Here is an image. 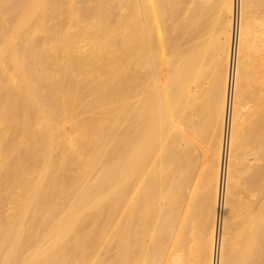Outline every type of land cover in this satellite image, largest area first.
<instances>
[{"label":"bare ground","instance_id":"bare-ground-1","mask_svg":"<svg viewBox=\"0 0 264 264\" xmlns=\"http://www.w3.org/2000/svg\"><path fill=\"white\" fill-rule=\"evenodd\" d=\"M158 1L0 0V264H264V0Z\"/></svg>","mask_w":264,"mask_h":264},{"label":"rangeland","instance_id":"rangeland-1","mask_svg":"<svg viewBox=\"0 0 264 264\" xmlns=\"http://www.w3.org/2000/svg\"><path fill=\"white\" fill-rule=\"evenodd\" d=\"M168 1H170V2L168 3ZM168 1H166V0H163V1L159 0V1H158V2H160L159 5H158V9H159V7H160V10H161V9H164V10H162V11L159 10V11H160V12H159V16L161 15L162 17H159V16H158V19H159V21H163V25H164V26H163L162 24H160V22H158V23H159V27H160V28H158V31L161 30V31H159V34L161 33V35H165V34H166V36H161V35H160V36H161L160 41L163 39V40H162V42H163V41L166 39L164 42L167 43V44H169V42L172 41L169 45L166 44V46H164V45H165L164 42L161 43V42L159 41V43L161 44V47H160V48L163 47V48L161 49V51L164 50V48H167V49H165L164 51H162L163 53H167V52L170 53V52H173V50H172V48H174L173 45H174V44L176 45V43H177V39H176L175 37H176V36L178 37V32H177L176 29H174V28H176V27H175L176 25H174V24H176V20H175L176 18L173 20V18L175 17V14H174V13H176L175 11H177L178 6H177L175 3H173V2H174L173 0H168ZM171 1H172V5H171ZM166 2L168 3V5H167ZM174 4H175V6H174ZM166 6H168V8H167ZM171 6H172V8H171ZM176 6H177V7H176ZM161 7H162V8H161ZM174 7H175V8H174ZM215 7L217 8V6H216V5L214 6V9H213V12H212L213 14H211L212 17H213V15H214V13H217V12H215V9H216ZM166 8H167V9H166ZM173 8L176 9V10H174ZM116 9H117V8H116ZM165 9L167 10L168 14H167V12L165 11ZM211 9H212V8H211ZM168 10L170 11V15H169V11H168ZM181 10H184V8L182 7V8L180 9V11H181ZM216 11H218V9H217ZM162 12H163V15H162ZM165 12H166V13H165ZM172 12H174V13H172ZM182 12H183V11H182ZM184 12H185V10H184ZM184 12H183V13H184ZM171 14H172V16H171ZM173 14H174V16H173ZM166 15H167V16H166ZM168 15L171 16V18L168 17ZM164 16H165L166 20H165V18H163ZM216 17H217V14L214 15L213 18H216ZM160 18H162V20H161ZM169 18H170L171 21L169 20ZM213 18L211 19V17H210V19H211V21H209V22H210V25L208 24V26H206V27H208V28H212V30L214 29V28H213V27H214V22H213V21L215 20V19L213 20ZM163 19H164V20H163ZM167 20H168V21H167ZM209 22H208V23H209ZM171 23H174V24H173L174 26H173ZM211 23H213V24H211ZM166 24H167V25H166ZM169 24L172 25V26H170ZM206 24H207V23H206ZM161 25L163 26V28H162ZM165 25H166V26H165ZM211 25H212V26H211ZM167 26H169V29H170V28H171V29H170V30L167 29V28H168ZM164 28H166V30H164L165 34H164V32H163V29H164ZM172 28H173V29H172ZM171 30H175V31H172V32H171ZM168 31H169L170 33H169ZM206 31H207L208 33H207ZM209 31H210L209 29H208V30H207V29H204V33H205V34H203V35H204V40H205V42L207 41V39H210V38H211L210 36H211L212 31H210V32H209ZM173 32H174L175 34H173ZM162 33H163V34H162ZM176 33H177V35H176ZM171 34H172V35H171ZM206 34H207V35H206ZM174 35H175V37H174ZM255 35H256V36H259V38L256 37V36H254L255 39L258 38V39H257L258 42H257V40H255V41H256L257 44H258V45H257V44H256V45L259 46L260 32L257 31V32L255 33ZM169 36H170V37H169ZM163 37H166V38L164 39ZM168 37H169V38H168ZM172 37H173V39H172ZM206 37H207V38H206ZM209 37H210V38H209ZM167 38L169 39L168 41H167ZM170 38H171V39H170ZM175 39H176V40H175ZM174 40H175L176 42H174ZM166 41H167V42H166ZM208 41H209V40H208ZM208 41H207L206 43H208ZM255 41H254V43H255ZM162 44H163V46H162ZM168 47H169V49H170V52H169ZM254 48H255V45H254L253 49H254ZM258 48L260 49V46H259ZM194 49H195V48H194ZM166 50H167V51H166ZM254 50H255V49H254ZM257 50H258V49H256V50L254 51V55L256 54V52L259 53V51H257ZM165 51H166V52H165ZM260 51H261V49H260ZM194 52H196V50H194ZM207 57H208V55H207ZM207 57H206V59H208ZM206 59H204V60H205L204 62H206V63H204V64L208 66V64L210 63V60L208 59V62H209V63H208ZM207 63H208V64H207ZM207 66H205V67H206V69L209 71V73H206V72H205L206 69H204L205 67L203 66V68H202V69H203V70H202V71H203L202 74H203V75L206 74V76H205L206 78L209 76V77L207 78L208 81L205 80L206 78L204 79V81L207 82V83H206V84H207V88H210V87L212 86V84H213V82L211 81V80H212V79H211V78H212V70L209 69V66H208V67H207ZM204 72H205V73H204ZM207 75H208V76H207ZM209 79H210V80H209ZM209 82L211 83V85H210ZM208 86H210V87H208ZM210 91L212 92V88H211V89H208V92H210ZM194 93H197V90H196V89L194 90ZM211 94H212V93H211ZM211 94H210V93L207 94V96L209 97V98L207 97V100H209V99L211 100ZM209 95H210V96H209ZM250 96H251V95H250ZM251 97H253V96H251ZM247 98H249V95L246 97L245 100H249V99H247ZM255 98H256V97H254V99H255ZM254 99L252 98V100H254ZM250 100H251V99H250ZM255 100H256V99H255ZM219 116H220V115H218L217 117H219ZM207 118H208V117H206V118L203 120L205 124H207V120H206ZM208 121H209V118H208ZM220 121H221V118H220ZM220 121H219V118H218V119L216 120L215 124H214L215 126H214L213 128H214L215 130L211 133V134H213V133H214V134H213L212 136H211V134H209V137L211 136L210 138H212L213 143L215 142V143H217V144H218V142H219L218 140L220 139V138H219V136H220L219 134H220V131H221V127H220V126H221V123H219ZM217 122H218V124H217ZM240 122H241L242 124H240L238 135H239V137H240L241 135H242V136L239 138V139H240V142H239V143H241V140L244 138L243 136H245V138H246V135L249 134V137L247 136L248 139L246 138L245 140H243L242 145L240 144L241 147H245V146H246V147H245V148H240V147H239L240 149H238V151H237V158H236V161H237V163H238V164H237L238 167H240V168L243 167L242 169L245 171L246 174L243 173L244 176L242 175L241 178H239V180H238V178H236V179H237V181H240V180H241V181H242V180L245 181V182L242 181V188L244 189V191H242V193H241L242 196H243V198H244V200H249V201H252V202L254 201V202H255V200H256V199H255V198H256V191L254 192V190H256V187H255V186H256V180H255V179H256V175H255V174H256V170H255V169H256V167H255V166H256V165H255V164H256V155H255V156H251V157H252V158H251V157H249L250 155H248V154H249L250 152H251V153L256 152V150H255L256 147L253 148L254 146H256V143H255V142H256V134L254 133V135H253L254 137H251L250 133H248V132H249V129L247 130V128H246L247 126H246L245 124H243L244 122H243L242 120H240ZM219 125H220V126H219ZM218 127H219V128H218ZM244 127H245V129H244ZM213 128H212V130H213ZM242 128H243V130H242ZM212 130H211V131H212ZM217 130H218V131H217ZM245 130H246V131H245ZM240 132H241V133H240ZM244 132H245V133L247 132L248 134L246 133V135H244ZM216 133H217V134H216ZM218 133H219V134H218ZM215 135H216L217 138H218V139H217V142H216V139H213V138L216 137ZM205 137H206V136H205ZM250 138L252 139L251 141L249 140ZM254 138H255V139H254ZM205 139H206V138H205ZM207 139H209L208 136H207ZM198 140H199V141H198ZM253 140H254V141H253ZM196 141H197V142H196ZM196 141L194 142V147L197 146V147H195V149H196V151H197V158H198V159H197V160H198V171H199L200 174H201V173L204 174V175H201V176H203V177H200V178H201V179L204 178L206 181L211 182L212 184H214V181H215V178H214V174H215L214 169L217 168V162H215V159H214V157L216 156V155H215V152L213 151V150H214V149H213L214 145L212 144V146H213L212 149H213V150L210 151V153H209V157L206 158V153H205V151H204V150H205V149H204V144H203V146H202V142H200V138L196 139ZM245 141H248V142H251V143H248V142H245ZM198 142H199V143H198ZM200 143H201V144H200ZM205 143H206V141H205ZM215 143H214V144H215ZM254 143H255V145H254ZM244 144H245V146H243ZM249 144H253V147H252L251 145H249ZM200 146H201V147H200ZM202 147H203V148H202ZM248 147H250V148H248ZM214 148H216V144H215V147H214ZM252 148H253V149H252ZM202 149H203V150H202ZM200 150H201V151H200ZM245 150H246V152H245ZM247 150L250 151V152H247ZM253 150H254V151H253ZM199 151H200V152H199ZM241 151H242V152H241ZM238 152H239V153H238ZM240 153H241V154H240ZM242 153H243V154H242ZM247 153H248V154H247ZM199 155H200V156H199ZM204 155H205V157H204ZM212 155H213V156H212ZM241 155L244 156L245 158H248V159H245V158H244L245 160H247V162H246V161H245V162H246L247 166H248V163H249L250 165H249L248 167H251L252 169H251V168L248 169L247 166H246V164H244V159H243V158H239ZM247 155H248V157H246ZM198 156H199V157H198ZM242 156H241V157H242ZM212 158H213L214 160H213ZM249 158H250V159H249ZM203 159H204V160H203ZM209 160H212V161H209ZM216 160H217V159H216ZM200 161H201V162H200ZM204 161H205V162H204ZM208 161L210 162L209 165H212L211 167L209 166V169H210V170L208 169V167H207V165H206L207 163H209ZM213 161H214V162H213ZM242 161H243V162H242ZM251 161H252V162H251ZM260 161H261V159H260ZM240 162H241V164H239ZM203 164H204V166H203ZM251 164H252L253 166H252ZM237 165H236V166H237ZM242 165H243V166H242ZM204 167H207V168H204ZM200 168H201V169H200ZM202 168H204V169H202ZM245 169H247V170H245ZM204 170H205V171H204ZM251 170H252V171H251ZM254 170H255V171H254ZM203 171H204V172H203ZM249 171H250V172H249ZM206 172H207L208 174H207ZM211 172H213V174H212ZM251 172H252V173H251ZM209 173H211L212 175H209ZM251 174H253V175H251ZM207 175H208V176H207ZM251 176H252V177H251ZM208 177H209V180H208ZM237 177H239V176H237ZM213 178H214V180L212 181ZM253 178H254V179H253ZM201 179H200V180H201ZM210 179H211V180H210ZM236 179H235V180H236ZM247 179H249V180H247ZM246 180H247L249 183L247 182V184H245V183H246ZM251 180L254 181V182H252ZM237 181H236V182H237ZM250 181H251V182H250ZM253 183L255 184V186L253 185ZM246 185H248V188H247ZM250 185H251V186H250ZM252 186H253L254 188H253ZM242 188H241V189H242ZM252 188H253V189H252ZM243 189H242V190H243ZM246 189H247V190H246ZM248 190H249V191H248ZM250 190H251V191L253 190V191L250 192ZM246 191H247L248 195H247ZM244 192H245V194H246L245 197H244V195H245ZM249 192H250L251 194H250ZM249 194H250L251 196H250ZM247 196H249L250 198H247ZM147 198H148V197H147ZM253 198H254L255 200H254ZM148 199H149V198H148ZM148 199H146V200H147V204L149 205L150 200H148ZM251 199H252V200H251ZM147 204H146V202H145V205H147ZM148 205H147V206H148ZM147 206H145V207H147ZM148 207H149V206H148ZM148 207L146 208V210L148 209L147 211H148V213H150L151 210H150V208H148ZM147 211H146V215H148ZM148 218L150 219V214L148 215L147 219H148ZM149 219H148V221H149ZM156 232H157V230L155 231V233H156ZM152 241H154L153 238H152ZM150 242H151V241H150ZM152 245H153V242H152Z\"/></svg>","mask_w":264,"mask_h":264},{"label":"built area","instance_id":"built-area-1","mask_svg":"<svg viewBox=\"0 0 264 264\" xmlns=\"http://www.w3.org/2000/svg\"><path fill=\"white\" fill-rule=\"evenodd\" d=\"M235 52V51H234ZM234 52H233V54H234Z\"/></svg>","mask_w":264,"mask_h":264}]
</instances>
